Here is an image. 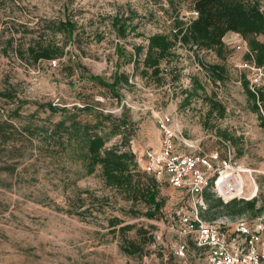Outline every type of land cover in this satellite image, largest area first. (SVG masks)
<instances>
[{
  "label": "rangeland",
  "instance_id": "obj_1",
  "mask_svg": "<svg viewBox=\"0 0 264 264\" xmlns=\"http://www.w3.org/2000/svg\"><path fill=\"white\" fill-rule=\"evenodd\" d=\"M264 6V0H258ZM195 0H0V121L14 124L13 138H0V264H202L203 249L183 230L177 210L189 212L190 198L158 174L160 198L165 200L160 216L143 214L144 202L124 198L106 186L101 169L87 174L72 150L51 154L39 138L31 139L25 125L48 124L60 119L45 105L63 107L93 106L105 121L107 146L122 141L113 125L129 110L130 147L137 158L149 148H158V117L171 113L180 132L190 140H200L202 148L234 149L237 161L254 169L258 186V205L264 204V123L254 110L240 70L235 61L245 59L247 51L226 43L224 56L209 50L204 61L220 64L225 79L214 81L208 69L193 68L190 47L177 45L176 55L162 62L164 78L142 77L131 61L135 46L147 44L155 32L169 33L177 22L195 16ZM70 19L75 29L54 32L50 27ZM127 20L126 36H120L114 20ZM120 24V23H119ZM228 32L227 34H231ZM54 39L65 46V54L56 60L32 62L28 46L36 40ZM145 53L140 55V59ZM142 66V64H140ZM177 69L175 73L171 70ZM128 73L129 85H120L116 95L109 87L90 79L92 74L112 82L115 72ZM179 74V79L172 78ZM197 76L204 89L189 104L184 103L185 88L192 87ZM10 92L6 97L3 92ZM225 107L210 113L211 99ZM83 120L95 118L82 111ZM230 139L221 135L225 131ZM184 149L183 143L177 141ZM143 163V161H141ZM141 166V165H140ZM248 188V184H247ZM216 195L203 218L237 219L256 217L251 211L233 215L217 207ZM131 207L141 210L132 214ZM260 215V214H259ZM258 216V215H257ZM119 218L117 229L133 224L130 238L144 243L142 255H128L121 249V232L110 226V218ZM138 228L147 236L139 237ZM150 235V237H149ZM188 243L185 256L176 254L182 242Z\"/></svg>",
  "mask_w": 264,
  "mask_h": 264
},
{
  "label": "trees",
  "instance_id": "obj_2",
  "mask_svg": "<svg viewBox=\"0 0 264 264\" xmlns=\"http://www.w3.org/2000/svg\"><path fill=\"white\" fill-rule=\"evenodd\" d=\"M194 9L198 11V15L190 21H178V28L169 33H151L147 36L146 45L135 46L131 61L134 62L136 70H140L139 74L142 77L155 78L161 82L164 78L162 62L168 61L176 55L175 48L179 41L186 45L196 44L201 48L215 51L220 57L224 56L226 51L224 37L228 32L240 33L249 46L246 57L254 59L260 65L264 64V9L258 0H195ZM113 25L120 36H126L127 20H114ZM50 27L54 32H67L70 36L75 29V25L70 19L59 20L51 24ZM27 52L29 59L35 63L40 60H57L65 54V46L54 39L36 40L28 46ZM142 53H145V56L141 60ZM207 69L215 82L222 81L226 77L224 67L220 64H208ZM176 71L177 69L171 70L172 73ZM130 78L128 73L118 71L114 73L112 82H107L98 75L90 76L91 80L109 87L116 95H119L116 92L117 88L120 85H129ZM172 78L178 80L179 74H172ZM243 83L247 87L249 99L253 101L254 110L259 111L257 95L250 90L246 79H243ZM192 84L191 88L183 90L185 94L183 105L189 104L193 97L203 95L200 91L204 89V86L197 76L193 77ZM3 95L12 97L9 91L3 92ZM205 98L211 99L210 113L218 109L222 115L224 114L225 107L220 102L207 95ZM259 99L264 101V90L260 91ZM45 105L53 112L59 111L60 119L48 124L31 122V124L25 125L24 129L31 139L42 140L47 144L51 154L61 155L72 150L81 161L85 173L92 174L100 168L106 186L122 193L125 199L131 200L133 203L144 202L147 209L143 214L147 217L157 218L160 216L165 205V200L160 198V182L157 175L142 169L135 151L130 147L129 110H126V115L119 118L118 122L113 125V132L122 133L121 143L107 146L109 136L105 132L104 123L111 116L101 117V112L88 105L83 107L75 105L72 108L59 107L52 103ZM82 111H87L95 118L83 120L80 117ZM14 127V124L7 120L0 121V138L5 142L11 140L13 134L9 132V129ZM221 135L230 139L226 130L222 131ZM204 196L209 207H212L211 202L215 194L210 189H206ZM216 199L217 207L228 210L233 215L251 211L254 216H257L264 212V204L258 205L256 197L249 200L233 199L227 203L219 197ZM130 209L134 215L141 213V210L134 207ZM109 224L115 227L114 231L121 232L123 237L121 249L126 254L133 256L144 253V243L127 235V231L133 229V224H125L117 229L120 219L114 217L110 218ZM147 232L146 229L138 228L137 235L145 237ZM188 235L195 246L200 248L193 235Z\"/></svg>",
  "mask_w": 264,
  "mask_h": 264
},
{
  "label": "built area",
  "instance_id": "obj_3",
  "mask_svg": "<svg viewBox=\"0 0 264 264\" xmlns=\"http://www.w3.org/2000/svg\"><path fill=\"white\" fill-rule=\"evenodd\" d=\"M197 15L198 11L195 10L194 17ZM224 42L249 51L248 43L240 33L232 32ZM178 45L196 51L192 55L193 68L207 69L204 55L208 49L196 44L186 45L182 41ZM52 61L56 63V60ZM235 66L241 72L242 81L246 79L250 90L257 95L264 123V101L259 99L260 91L264 90V64L245 58L235 61ZM158 126L161 134L159 147L147 149L145 161L143 158H138V161L142 169L150 174H165L171 186L190 198L191 210L186 212L181 207L177 210V216L184 232L192 234L197 246L203 249L205 255L202 264H264V212L256 217L242 216L235 220L228 217L208 220L201 215V210L207 207L204 196L206 189L225 203L233 199L254 198L258 186L253 195L249 194L244 179L246 174L254 179V169L240 164L234 149L225 140H221L226 145L224 150H204L200 140H190L179 131L171 113L160 114ZM177 141L183 143L184 149L178 147ZM187 246L188 243L182 242L176 254L184 257Z\"/></svg>",
  "mask_w": 264,
  "mask_h": 264
},
{
  "label": "bare ground",
  "instance_id": "obj_4",
  "mask_svg": "<svg viewBox=\"0 0 264 264\" xmlns=\"http://www.w3.org/2000/svg\"><path fill=\"white\" fill-rule=\"evenodd\" d=\"M247 177L251 178V181L248 184L247 190H248L249 194L253 195L255 193V191H256L257 184L255 182H253L252 177L249 174H247Z\"/></svg>",
  "mask_w": 264,
  "mask_h": 264
},
{
  "label": "crops",
  "instance_id": "obj_5",
  "mask_svg": "<svg viewBox=\"0 0 264 264\" xmlns=\"http://www.w3.org/2000/svg\"><path fill=\"white\" fill-rule=\"evenodd\" d=\"M230 35H231V34H226V36L224 37V41H225V40H228V39L230 38ZM156 133H157V139H158L157 142H158L159 139H160V137H161L160 130L158 129V130L156 131ZM244 179H245L246 185L249 184V182L251 181V178H248V177H247V174L244 176Z\"/></svg>",
  "mask_w": 264,
  "mask_h": 264
}]
</instances>
